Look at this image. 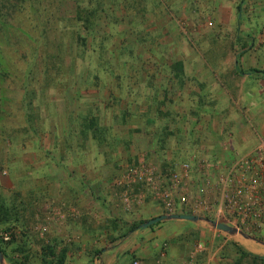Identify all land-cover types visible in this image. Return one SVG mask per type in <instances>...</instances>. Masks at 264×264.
Instances as JSON below:
<instances>
[{
  "label": "rangeland",
  "instance_id": "1",
  "mask_svg": "<svg viewBox=\"0 0 264 264\" xmlns=\"http://www.w3.org/2000/svg\"><path fill=\"white\" fill-rule=\"evenodd\" d=\"M235 61L264 72V0H0V235L13 231L0 264H56L62 250V264H93L97 251L96 264L105 251L146 264L129 230L163 211L142 183L117 180L139 165L168 173L236 118L264 139V79L236 75ZM74 201L89 210L73 222ZM197 218L178 223L191 249L203 243L192 264H264V250L241 256L242 236L212 239L211 216Z\"/></svg>",
  "mask_w": 264,
  "mask_h": 264
},
{
  "label": "built area",
  "instance_id": "2",
  "mask_svg": "<svg viewBox=\"0 0 264 264\" xmlns=\"http://www.w3.org/2000/svg\"><path fill=\"white\" fill-rule=\"evenodd\" d=\"M138 182L165 215H210L212 222L264 245V141L246 153L233 152L226 162L191 155L166 174L154 166L130 167L116 184ZM121 203V210H130L131 201L125 193ZM12 238L11 229L0 235L3 244ZM166 248L165 243L160 245L158 258H164ZM132 264L139 263L134 260Z\"/></svg>",
  "mask_w": 264,
  "mask_h": 264
},
{
  "label": "crops",
  "instance_id": "3",
  "mask_svg": "<svg viewBox=\"0 0 264 264\" xmlns=\"http://www.w3.org/2000/svg\"><path fill=\"white\" fill-rule=\"evenodd\" d=\"M238 18L239 15L236 13L235 15L236 24H238L239 22ZM237 58L238 56L235 55V59ZM234 63H235V66L233 68L234 73L238 76L251 77V76L261 75L259 73L251 72L252 70H256L253 68L248 69L247 72L246 71L243 72L236 65L237 62L235 61ZM156 80H159V78H156ZM173 80H174L173 77L170 78L168 76H166L164 80L162 79V81L158 83V87L156 88L158 93L161 95L168 93V89H170ZM172 89L174 88L172 87ZM247 93L248 91H244L243 95H247ZM194 119L195 117H192V120ZM245 120H246L245 117H241L240 119L236 118L234 120L233 125L235 126L234 128L236 131H232L226 134L223 133L221 134L219 132V134L210 137L209 141H207L208 143L204 142L202 143L203 145H200L198 147L187 146L186 148L187 158H189V155H196L208 161L221 160L226 162L232 158L233 152H237L241 154L252 150L260 140L264 141V139L247 137L246 136L247 131L244 129V127L247 126V122H245ZM214 124L215 122L211 121V126L213 127V129L215 128ZM153 153H155V151H153ZM50 207L53 208L50 205V203L46 201L39 203L38 211L39 214L42 216L43 220L49 218ZM68 208H69L70 216L73 217L72 219L73 222L75 221V219H77L79 213L82 214L83 210L86 213L89 210V206H87L86 204L85 205H82L81 203L79 204V201L77 202L74 201V203H72ZM158 208L159 207L156 206V204H154L153 211H158ZM158 214L155 213L154 215H149L148 217L145 218L143 215L139 218L138 216L135 215L134 219L140 221L149 220L151 218L156 217L155 215ZM165 221L172 222L171 223L172 229L174 230H169V228H167L165 225H162V223L164 222L162 220L157 226L153 228H140L131 232V234L129 235V239H131L132 241H135L136 239L143 240L140 241L141 243L140 242L135 243L132 252L136 254V256H138L139 259H144L147 261L151 258L150 261L148 262L145 261L146 264H190V262L193 260L198 261L199 257L203 256V254H201L202 251L204 250L203 243H197L191 249L189 244L186 243L187 240L183 237V235H181L182 232L179 231L180 224L178 223L182 220L165 219ZM211 231L209 232L211 234L210 238L212 239L214 235L216 236L222 235V232L215 230L212 226H211ZM204 237H205V233L200 232L195 236V239L200 240L201 238L203 239ZM162 239L167 240L168 247L166 248V253L164 258L160 259L158 258L157 252L160 248V245L163 243L160 242L163 241ZM234 242L237 244L238 247L244 249L247 253L250 252L251 254H257L261 252V250H264V247L261 244L256 243L248 238L241 237V239H236L234 240ZM109 253L110 251H105L102 253V257L107 256V258L104 260V264H113V263L115 264L116 255H108ZM206 262L208 261L206 260ZM96 263H97V259H94L93 264Z\"/></svg>",
  "mask_w": 264,
  "mask_h": 264
},
{
  "label": "trees",
  "instance_id": "4",
  "mask_svg": "<svg viewBox=\"0 0 264 264\" xmlns=\"http://www.w3.org/2000/svg\"><path fill=\"white\" fill-rule=\"evenodd\" d=\"M85 8H87V7H85ZM85 8H84V10L81 11V13L83 14V19H82V21H83V27H84L83 29L90 31V30H92V20L95 18V15H94V12H90L91 10H88V9H85ZM251 72L259 73V74H261V76L264 78V72H262V71L252 70ZM239 73H240V72H239ZM161 215H165V214L162 213ZM165 216H167V215H165ZM146 221H147V220L139 221L136 225H134V226L129 230V232H133V231L136 230V229H140V228H141V225H142L143 223H145ZM158 223H159V222H157V223H155V224H158ZM155 224H153V225H155ZM153 225H151V226H149V227H147V228H151ZM1 244H3V243H1V241H0V245H1ZM238 248H240V247H238ZM237 251H238V250H237ZM100 252H101V251H97V252H95L94 259H98V255L100 254ZM238 252H239L238 254H240L241 256L244 255L242 249H239ZM64 253H65V251L62 250V251H61V256H60L59 259L57 260L56 264H62V263H63ZM0 254H1V256H2L3 258L5 257V253H4V251L2 250L1 246H0Z\"/></svg>",
  "mask_w": 264,
  "mask_h": 264
},
{
  "label": "water",
  "instance_id": "5",
  "mask_svg": "<svg viewBox=\"0 0 264 264\" xmlns=\"http://www.w3.org/2000/svg\"><path fill=\"white\" fill-rule=\"evenodd\" d=\"M165 219H176V220H186V221H198L199 218H197L196 216H192V215H186V214H182V215H177V214H174V215H168V216H165V215H159V216H156L154 218H151L149 220H147L145 223H143L141 225V228H147L157 222H160L162 220H165ZM208 223L217 231L219 232H222V233H226V234H233L234 231L233 229H231L230 227L224 225V224H221V223H215V222H212V221H208ZM0 259H1V254H0Z\"/></svg>",
  "mask_w": 264,
  "mask_h": 264
}]
</instances>
